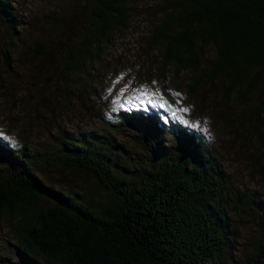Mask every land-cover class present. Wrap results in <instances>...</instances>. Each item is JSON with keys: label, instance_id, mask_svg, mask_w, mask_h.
<instances>
[{"label": "trees", "instance_id": "obj_1", "mask_svg": "<svg viewBox=\"0 0 264 264\" xmlns=\"http://www.w3.org/2000/svg\"><path fill=\"white\" fill-rule=\"evenodd\" d=\"M131 2L85 0L86 14L73 17L62 44L64 69L81 70L86 59L98 56L111 32L126 25ZM9 8L0 0V23L15 30ZM162 13L150 34L160 43L161 69L195 72L201 48L212 46L209 67L190 78L189 91L218 79L223 104L233 97L241 107L255 95L239 123L258 144L254 163L264 164V0H167ZM1 58L8 66V51ZM114 117L108 125L134 131L146 164L130 163L103 129L62 130L53 148L41 152L0 137V217L19 258L45 264H229L226 182L210 144L150 106L122 108ZM38 162L78 169L106 196L94 204L53 188L36 176ZM250 202L257 214V199ZM256 222L246 264H264V217Z\"/></svg>", "mask_w": 264, "mask_h": 264}, {"label": "rangeland", "instance_id": "obj_2", "mask_svg": "<svg viewBox=\"0 0 264 264\" xmlns=\"http://www.w3.org/2000/svg\"><path fill=\"white\" fill-rule=\"evenodd\" d=\"M6 1L15 15L16 28L11 30L0 23V137L9 145L25 143L41 152L53 148L62 130L103 129L122 146L128 161L138 166L146 164L148 157L134 131L108 125L118 110L150 106L166 121L184 125L187 121L186 126L210 144L223 171L229 209L225 251L229 264H246L256 220L264 217V164L254 163L258 144L239 122L256 103V97L241 107L233 97L223 104L218 79L189 91L190 78L209 67L212 46L201 48V64L195 72L182 70L174 75L171 68L163 71L160 43L150 34L167 0H132L126 25L111 32L99 55L86 59L81 70H66L62 44L71 31L73 17L86 14L85 0ZM3 51H8V66L1 58ZM35 174L77 199L95 204L106 196L78 169L38 162ZM238 194H242L241 200L235 199ZM252 197L258 201L257 214L250 209ZM26 259L16 254L15 239L1 216L0 264H45L34 257Z\"/></svg>", "mask_w": 264, "mask_h": 264}, {"label": "snow or ice", "instance_id": "obj_3", "mask_svg": "<svg viewBox=\"0 0 264 264\" xmlns=\"http://www.w3.org/2000/svg\"><path fill=\"white\" fill-rule=\"evenodd\" d=\"M143 95V94H142ZM184 123L187 125L188 124V122L187 121H184Z\"/></svg>", "mask_w": 264, "mask_h": 264}]
</instances>
